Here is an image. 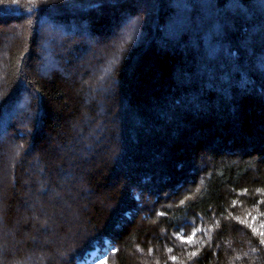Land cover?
<instances>
[{
  "label": "trees",
  "instance_id": "16d2710c",
  "mask_svg": "<svg viewBox=\"0 0 264 264\" xmlns=\"http://www.w3.org/2000/svg\"><path fill=\"white\" fill-rule=\"evenodd\" d=\"M233 4L246 14L230 13ZM262 16L264 0H0V145L9 141L0 150V264H83L93 251L104 254L101 264H264V45L255 38L248 49L240 43L249 27L264 36ZM46 21L66 36L86 30L87 40L64 48L61 35H45L39 48L37 25ZM167 26L173 46L162 38ZM12 27L21 36L1 42V31ZM97 39L103 57L94 49L88 63L101 68L95 83L86 71L70 77L65 68L75 65L67 49ZM18 105L32 117L14 116ZM124 105L129 112L122 114ZM85 116L88 128L81 126ZM123 117L124 141L76 144L75 124L87 136L106 123L113 138L114 120ZM24 132L22 147L6 154ZM89 142L119 152L121 167L103 161L85 177L94 194L106 191L113 211L92 204L87 235L59 259L43 240L63 235L64 226H54L68 197L31 214L21 209L22 184L27 179L36 188L44 179V163L28 173L38 154L50 164L45 182L54 190L55 163H67L79 180L85 161H63L55 143L82 149ZM75 193L83 195L81 188ZM35 241L40 259L32 254Z\"/></svg>",
  "mask_w": 264,
  "mask_h": 264
},
{
  "label": "rangeland",
  "instance_id": "374dc122",
  "mask_svg": "<svg viewBox=\"0 0 264 264\" xmlns=\"http://www.w3.org/2000/svg\"><path fill=\"white\" fill-rule=\"evenodd\" d=\"M138 7L141 9V11H143V13H144V11H146V8H147L145 2L140 3L138 5ZM228 9H229V7L227 6L226 12L228 14H229V12L232 14H237V13H241L242 15L246 14L245 11L240 10V8H238L234 4H233L232 11L228 12ZM253 10H254V8H253ZM99 16H102V14H99ZM230 16H232V15H230ZM202 17L204 18L203 20L206 23L207 15L206 16L203 15ZM262 19L264 20L263 16H262ZM110 21H108L109 24L111 23ZM130 24H131L130 22L124 23L122 28L126 29V28H128V25H130ZM165 28H164L165 33L162 32L163 33L162 38L165 41H167L169 45L173 46L172 45L173 44V38H175V36H173L170 32H167V30L169 29V26H167ZM247 31L248 32L245 33V35H246L245 38L243 40H241V42H240L242 45V48L248 49L249 46H252L255 42V40H253L254 38L256 39L257 42H260L261 45H264V36L259 31L256 32V29L251 28V27H249V29ZM1 32H2L1 42L5 43V44L8 42V40L11 41L12 39L18 38L21 36L20 30L18 28L12 27L11 29L2 30ZM86 33H87L86 30L82 29L79 32L80 37H77V36L71 37L70 35L66 36V35L62 34L61 30H58L57 27H53V25L47 23V21H46V23H42V22L40 23L39 22L37 25V31H36L37 38H38L37 43L39 45V48H40V45H41V47L45 46L44 45V42L46 41L45 39L48 38V37H45V35H47V36L50 35L51 39L53 41L55 39H57L58 35L59 36L61 35L60 36V43H62L64 48H65V47L71 46L70 44L72 42L69 40H72V39L87 40L86 39ZM121 34H122V31H121L119 36H121ZM43 35H44V37H43ZM62 37H64V38H62ZM119 40L120 39L113 40L114 42L110 45L111 51L115 49L116 43H118ZM191 42H196V41L192 40ZM190 44L191 45L188 46V50L190 48H192V52L196 51V44L195 43L194 44L190 43ZM84 47L85 48L82 50L81 49L72 50L71 48L67 49V53H69L68 54L69 59L74 61L75 66H73L72 68H65V69L70 70V72H69L70 77H76V76L80 77L82 75V73L84 71H86L88 74H90L89 82L94 81V83H95L97 72L101 71V68L98 66L90 67L88 63L92 62L94 59V58H92V56L94 54V52H93L94 49L99 50L100 53L102 54V57H103L104 47H103V44H101L100 39H97L93 43H90L88 45V47H86V45ZM108 54L109 53H107L106 58L108 57ZM46 56H47V54H46ZM201 56L203 57V60H209L210 59L209 55H207L206 50H202ZM106 80H107V78H106ZM112 85H113V88H111V90L107 93L108 97H110V96L112 97V93L115 92V88H114V87H116L115 83H112ZM111 91H112V93H111ZM99 93H100L99 89H98V92H96V90L94 91L95 95H98ZM90 97H93V96L91 95ZM85 104H87L86 101H85ZM16 109H17V113L14 116H17L19 120L22 119L24 116H28V115H30V117H32L31 116L32 112L26 111L21 106H19V105L16 106ZM120 112L122 114L128 113L129 109L124 105V106H121ZM101 116H102V119H103V117H105V118L107 117V115H105V114H101ZM136 120L137 119L135 118L133 121L134 123H133L132 128H133V130L136 131V133H139L137 131V127L139 126V124L137 123ZM114 121L116 123L114 124V127H113V130L115 132L113 135L114 136L113 138L105 133L106 129H108V126H107L108 124H106V123H103L101 125L99 124L97 127L95 126V128H93V130H91L89 128L88 130L90 133H89V135L85 136V134L82 133V131H81L82 130L81 126L88 128V126L90 125L89 118L85 116L84 120L81 121V123H83L81 126H78L79 123L75 124L76 127L74 128V131L77 135L76 144L77 145L81 144V143H83L84 140H86L88 138H92V140L95 142L99 141L100 142L99 145L103 144V145H107V146L110 145V143L112 142V139H114L115 141H118V140H120L121 142L124 141L123 132L121 131L122 129L119 128V126H118L120 123L125 121L124 117L122 118V120L119 119L118 121L117 120H114ZM28 122H30V118H29ZM77 122H80V121L78 120ZM104 122H106V121H104ZM25 127L27 128V136H29L30 131L28 129V125H26ZM25 136H26V134L24 132L23 138L19 137L17 142L13 141L10 144V147H9L8 152L6 154H10L12 151V148H14V147L21 148L22 147L21 144L26 142ZM8 142L1 144L0 150L7 148V144H9ZM1 143H3V141ZM55 149H56L58 156L61 157L63 161L65 159V162H66V160H69V162H72L73 164H76L77 166H79L80 161H82V160L85 161L84 164H86V165H85V169L83 170L82 177H80L79 180L75 181L73 179L74 177H73L72 171L67 166L68 165L67 163H65L63 165L55 163L54 167H55L56 173L59 174V176H58V180H57L58 189L54 190L53 188H51L49 186V184L47 182H45V177L48 178L47 176L50 173L49 172V167H50L49 165L50 164L47 162V159L42 154H38V156L40 158H38L35 153L30 154V157H32V158L37 157L36 159H38V161L36 160L37 161L36 164H30L28 166V173H29V170L35 171V169H37L38 166H42L43 165L42 163H44L45 167L42 169L43 172L38 170L39 171L38 174L40 175V177L42 179L44 178L43 179L44 182H43V180H41V182L39 181L36 184V188H34L35 186L30 181L28 182L27 179H25V181H23L22 186H23L24 190L27 191V195H26V199L21 204V209L23 208V209L28 210V212L33 213L34 210H36V209L38 210L40 207H42V208L48 207L49 208V207H53V203H56V204L62 203V197L63 196L68 197L69 205H64V207L57 205L58 206L57 209H58V213H59V214H57V217L59 220H61V222L59 221V223L55 224V226H54V228H57L59 225L64 226L63 235L59 236L57 241L54 243L51 241L43 240L46 243L50 244L51 248L54 249V252L57 256L56 258L63 259V257H64V255L62 254L63 250L67 249L68 247H71V245L73 244V242L76 239L78 240V239L83 238L87 235V233H88L87 231L89 230L90 226L86 221L85 214H86V212L89 211L92 204L97 203L98 206L101 209H103L105 212H107L109 215L113 211V207H112L111 203L107 202V200L105 198L106 191L103 190L99 194H94L92 192L93 190L91 188H89V185H87L85 183V181H86L85 177L92 170V165H98L99 163H102L103 161H108V162H110V164H113V166H115V167H117V166L121 167L122 164L118 163L119 152H117L115 154V153H109V150L105 149V148L104 149L103 148L98 149L96 147V144L93 145L92 142L85 144L82 149H77L74 146H69L66 144L60 145L58 143H55ZM6 154H5V152L1 153V155L5 156L7 158ZM70 166H71V168H73L72 164ZM67 175H68V177H67ZM123 175L124 174H122L120 176H123ZM26 176H27V178H29L28 175H26ZM115 180H116V178H115ZM115 180L112 178L110 180V182L113 184H118V181L117 180L115 181ZM74 182H76V184ZM0 183H2L1 185L4 186L3 182H0ZM78 188H81L83 195H78L77 193H75ZM44 190H46V193L42 192ZM42 196L44 198H42ZM54 209H56V208L54 207ZM31 214H29V216ZM30 217H32L36 222L40 221L38 216L36 218L33 215ZM41 225L43 226V223ZM41 242H42V240H41ZM41 242L35 241L34 244L37 247L32 251V254H34L35 257L39 258V259H40V257H38V255L41 254V250H40V243ZM71 242H72V244H71ZM138 254H141V253L138 252ZM104 259H105V256L103 253L93 251L92 253H90L89 257L83 262V264H101L104 261ZM45 262H44V264H45Z\"/></svg>",
  "mask_w": 264,
  "mask_h": 264
},
{
  "label": "snow or ice",
  "instance_id": "6c2138e0",
  "mask_svg": "<svg viewBox=\"0 0 264 264\" xmlns=\"http://www.w3.org/2000/svg\"><path fill=\"white\" fill-rule=\"evenodd\" d=\"M262 235H264V233H262ZM191 238H189V240H190ZM262 243H264V241H261Z\"/></svg>",
  "mask_w": 264,
  "mask_h": 264
}]
</instances>
